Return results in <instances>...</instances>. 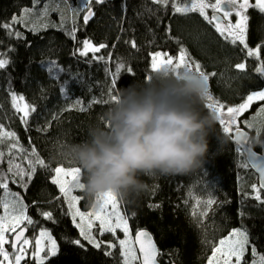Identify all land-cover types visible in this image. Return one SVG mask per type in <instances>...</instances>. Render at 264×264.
Listing matches in <instances>:
<instances>
[{
    "label": "trees",
    "instance_id": "obj_1",
    "mask_svg": "<svg viewBox=\"0 0 264 264\" xmlns=\"http://www.w3.org/2000/svg\"><path fill=\"white\" fill-rule=\"evenodd\" d=\"M74 2L0 0V197L8 190L24 203L33 247L43 230L58 244L45 262L29 255L22 264H123L120 246L83 236L59 166L80 169L84 210L107 170L131 230L152 232L161 264H209L234 229L247 235L243 264L264 259V191L254 194L244 152L201 90L153 68L156 52L187 51L217 100L242 103L264 89V10H248V47L261 60L172 1L93 0L89 20L67 15ZM85 40L101 49L81 54Z\"/></svg>",
    "mask_w": 264,
    "mask_h": 264
},
{
    "label": "rangeland",
    "instance_id": "obj_2",
    "mask_svg": "<svg viewBox=\"0 0 264 264\" xmlns=\"http://www.w3.org/2000/svg\"><path fill=\"white\" fill-rule=\"evenodd\" d=\"M155 1L163 4L172 1L178 12H198L210 20L212 14L221 13L225 17L223 23L218 24L212 20L218 30L225 37L243 43L247 46L250 55H256L262 60L260 48L248 47V10L251 7L264 10V0ZM92 2L93 0H75L73 5L66 4L69 9L67 15L76 19L85 14L84 19H86L89 13H93ZM49 8L47 6L48 13L50 9L54 10V7ZM32 27L37 30L40 26L32 25ZM100 49L101 47L92 41L85 40L79 52L85 55ZM6 63L7 59L0 53V68ZM153 68L163 73H171L180 79L187 69L198 75L207 76L200 64L187 51H181L177 55L163 51L156 52L153 54ZM202 95L213 116L227 133L233 134L236 129H246L249 132L250 146H259V152L264 155V89L250 93L242 103L235 106L221 103L211 90L202 92ZM14 102L24 115L29 113V106L23 97L15 96ZM56 180L67 196L72 215L85 239L95 245L104 242L111 246H120L123 264H137L139 254L134 242L135 233L131 230L129 218L119 206L116 187L110 173L105 170L100 174L98 195L88 210L80 206L79 191L83 188V183L79 168L59 166L56 170ZM261 191L263 190L258 182L254 185V194L260 195ZM25 210L20 197L5 190L4 195L0 197V264H22L29 255L38 262H45L49 256L58 251V244L48 230L38 234L34 247L31 239L26 236L17 249L12 248L13 235L26 226ZM246 244V233L241 229H234L219 241L209 259V264H243ZM252 264H264V259L256 258Z\"/></svg>",
    "mask_w": 264,
    "mask_h": 264
},
{
    "label": "water",
    "instance_id": "obj_3",
    "mask_svg": "<svg viewBox=\"0 0 264 264\" xmlns=\"http://www.w3.org/2000/svg\"><path fill=\"white\" fill-rule=\"evenodd\" d=\"M91 16L92 12L86 16V20H89ZM212 20L215 23L221 24L225 19L221 13L217 12L212 14ZM181 80L193 87H196L202 92L210 91V82L208 77L205 75L201 76L187 69L182 74ZM232 137L244 152L252 171L258 177V182L261 189L264 191V155L250 146L249 132L246 129H236L233 132ZM27 235V227H22L21 229L16 231L12 238V248L17 249ZM134 242L139 254L140 264H161V262L159 261V245L150 230H138L135 233Z\"/></svg>",
    "mask_w": 264,
    "mask_h": 264
},
{
    "label": "bare ground",
    "instance_id": "obj_4",
    "mask_svg": "<svg viewBox=\"0 0 264 264\" xmlns=\"http://www.w3.org/2000/svg\"><path fill=\"white\" fill-rule=\"evenodd\" d=\"M230 135H232V134H230ZM249 164V163H248Z\"/></svg>",
    "mask_w": 264,
    "mask_h": 264
},
{
    "label": "flooded vegetation",
    "instance_id": "obj_5",
    "mask_svg": "<svg viewBox=\"0 0 264 264\" xmlns=\"http://www.w3.org/2000/svg\"><path fill=\"white\" fill-rule=\"evenodd\" d=\"M224 19H225V17H224Z\"/></svg>",
    "mask_w": 264,
    "mask_h": 264
}]
</instances>
